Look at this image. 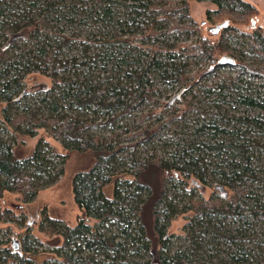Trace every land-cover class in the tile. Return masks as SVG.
<instances>
[{"label":"trees","instance_id":"obj_1","mask_svg":"<svg viewBox=\"0 0 264 264\" xmlns=\"http://www.w3.org/2000/svg\"><path fill=\"white\" fill-rule=\"evenodd\" d=\"M195 1H208L216 7L215 10L206 12L209 22L229 21V27L221 31L216 45L199 35L194 42L161 46V39L166 37H187L196 33L190 5L185 0L179 4L132 0V5H125L131 9L124 15L125 22L112 24V21H108L107 24L112 29L115 27V31L108 39L103 40L104 43L108 42L110 46H128L130 38L140 34L149 45V53L141 70L125 72V76L130 78L129 84L134 86L123 88L118 85L102 87L99 83L83 86L78 77L70 79L69 75L73 74L74 70L83 68L87 63L76 62L75 57L67 61L68 59L60 55L75 44L81 47L82 51L88 52L89 48L96 46L99 41L80 39L75 31L81 23L70 26L77 28H74L69 36L61 35L66 27L51 33L53 27L49 24L50 21L63 26H66V22H72L62 11L61 5L66 0H0V135L6 131L1 127L2 123L15 135V139L11 140H3L0 137V199L5 192H10L17 195L21 203H30L40 188L49 187L63 174L64 164L71 153H90L93 157L89 169L75 173L72 179L74 202L84 217L79 218L74 227L62 225L52 218H44L45 232L50 236L58 235L62 240L55 251L57 259L53 264H106L100 257L77 256L76 253H81L83 249L106 258H109L110 253L114 254L112 259L118 261L120 255L126 251L125 243L117 241L119 237L131 243H142L140 250L134 254L138 255L143 251L147 259L131 264H214L203 263L201 256L199 257V250H202L201 246L206 242V233H209L213 240L216 237L227 240L226 244L237 252L240 249L239 242L243 245V238L240 239L238 235L240 241H237L232 236L225 237L224 221L228 218L245 217L244 213L250 211L251 207L255 208L251 211V217L257 219L254 225L259 222L260 215L262 220L264 219V193L260 196L254 195L246 185L247 180L257 182L260 179L248 166V148L239 142V132L219 128L215 126V122L210 121L201 124L194 131V134L210 138L191 147L190 153L182 148L171 155H151L147 159L138 158L133 154L122 157L119 152L125 147L113 140V134L106 139L91 137L88 131L95 126L94 123L61 113L63 107L58 105L69 101L76 102L77 107L84 105L81 102L84 95L87 97L85 102L89 105L96 103L107 112H119L124 116L137 109L140 104L151 103V95L157 86L153 83V78L147 76L155 75L161 81L174 76L175 80L171 78L172 81L185 83L188 73L193 71L194 78L200 79L222 65L223 62L217 60L216 54L227 52L223 46L233 41L236 45L244 46L247 56L259 57L262 62L247 64L240 56L227 53L237 63L238 75L232 79L228 78L231 84H214L203 88L234 92L235 102L239 106L264 111V104L257 103L252 97H244L238 87L241 76L259 78L262 80L261 86H264V35L259 28H250V32L242 28L249 19L255 18L257 9L249 0ZM87 2L92 4L91 10L96 15H101L102 21L111 17L110 10L115 4L113 0ZM87 2L85 4H88ZM56 14H62L63 17L53 18ZM70 15L74 13L70 12ZM158 15L162 16V20L169 21L171 27L165 30L156 27L159 22ZM47 18H50V21H47ZM118 33H123V37H119ZM110 40L114 43L109 42ZM4 41H10L5 50L4 45H1ZM88 61L90 64L93 59ZM202 61L210 64L207 68H196L197 62ZM123 64V61L119 60V65ZM32 72L50 78L57 88L48 93H52V101L47 107L25 114L16 107V100L22 93L24 77ZM219 75L215 77H220ZM63 87L68 88L66 92L75 90V93H62L60 90ZM136 88H141L142 91L135 94ZM188 92L189 96L184 99L186 106L190 105L192 96L196 94L192 90ZM224 94L227 95L226 92ZM46 99L44 97L41 101ZM134 101L136 104L132 105ZM222 101L226 102V98L223 97ZM73 106L76 105L69 102V107ZM149 116L153 114L144 115L141 119ZM200 116L203 117V114ZM220 118L224 119V116ZM170 120L171 116L168 122ZM230 121L256 128L259 134H264V125L258 117L227 119L226 123ZM161 128L169 129L164 123L149 130L143 129L140 134L149 138ZM38 130H43L48 138L59 142L66 154L57 153L46 140H39L27 155L18 154L17 146L22 144L17 143V138H33ZM212 130L213 133H210ZM165 135L177 139L173 134ZM224 137H228L229 141ZM131 138L128 137L129 140ZM252 147L264 150V143L255 142ZM209 154H214L218 163L212 165ZM114 157L123 161L127 170L117 171L113 168ZM56 166H60V169H56ZM30 169L32 174L26 173ZM193 181L218 191L219 187L226 188L231 195L207 200H188L186 207L179 209L173 204V193L194 189L196 186L191 184ZM214 181L220 186H214ZM110 185L113 186V191L111 197H108L106 192ZM186 211L192 215L183 228L184 234L168 237L166 230L171 219ZM0 219L23 224V219L9 209L0 212ZM88 219L95 221L93 227L86 223ZM109 222L114 225L124 224L126 227L120 230L117 237L104 236L100 227ZM131 227L137 237H132L127 232ZM59 229L60 231H56ZM171 239L176 240L178 246L174 245ZM33 241L34 238L25 232L19 252H13L8 245L0 242V264H34L31 257ZM246 252L239 253V258L235 259L237 264L247 261L251 251Z\"/></svg>","mask_w":264,"mask_h":264},{"label":"rangeland","instance_id":"obj_2","mask_svg":"<svg viewBox=\"0 0 264 264\" xmlns=\"http://www.w3.org/2000/svg\"><path fill=\"white\" fill-rule=\"evenodd\" d=\"M114 5L111 8V17L106 21L101 20V15H96L91 10L92 4L87 0H66L61 6L62 11L67 18L71 19V23L66 22V26L63 24L54 23L50 21L49 24L53 27L50 30L51 33L56 32L57 29L66 27L64 30L65 36H69L70 32L74 28H71L73 24H80L79 28L75 31L80 39H92L99 41L96 46L89 48L88 52L82 51V48L75 44L71 49L65 50L60 57L71 61L75 57L76 62L87 63L83 68L74 70L73 74L69 75L70 79H76L78 77L79 83L83 86H87L88 83H99L102 87H109L118 85L120 87L134 86L130 83V78L125 76L126 70L140 71L141 67L145 63L146 55L149 53V45L145 42V39L141 38L140 34L134 35L130 38V44L128 46H110L108 42L104 43L103 40L108 39L115 31L107 24L108 21H112V24H116L118 21L125 22V13H129L131 9L125 7V5H132V0H113ZM163 4H179L184 0H153ZM190 5L191 16L193 17L195 24L194 28L196 33L189 36H169L161 39V46L179 45L181 43L194 42L200 35L207 38L212 44L216 45L219 34L210 33V29L223 23L224 21L216 20L209 22L206 19V12L215 10V6L208 1L196 2L195 0H185ZM257 9L255 18L249 19L247 24L242 26L244 31L250 32L251 29L259 28L264 35V0H249ZM88 4H85V3ZM13 4V3H12ZM75 6V8H73ZM73 12L74 15H70ZM63 17L62 14L53 15V18ZM52 19V18H51ZM159 22L156 27L162 30L171 27V23L167 20H162V16L158 15ZM254 21L252 25L251 21ZM123 24V23H122ZM127 29V28H125ZM119 37H123V33L117 34ZM88 36V37H87ZM109 42L114 43L113 40ZM5 49L10 45V42L4 41L1 44ZM223 48L227 51L225 53H217V60H224L222 65L214 69L211 74L205 75L200 79H195L193 71L188 73L185 83H179L175 80L174 76L169 77L165 81H161L156 78L155 75L150 74L147 77L153 78V83L157 86L155 91L151 95V103L140 104L137 109L132 110L124 116H121L119 112H107L100 108L96 103L89 105L86 96H82V103L84 105L78 106L76 102L69 101L73 106L69 107V102L58 105L62 106V112L69 117L77 120L90 121L94 123V127L91 128L88 133L91 137H99L106 139L112 134L113 140L119 142L125 149L119 152L122 157L135 155L138 158L147 159L151 155L159 156L161 154L171 155L174 152L184 148L187 152H191V147H195L200 141H207L208 137L205 135L194 134V131L201 124L215 122V126L224 128L228 131L239 132L241 135L239 142L244 143L248 152L246 155L249 157V167L253 170V173L258 179L257 182H246L249 191L254 195H262L264 193V150L252 147L255 142L264 143V134H259V130L246 125L237 124L234 121L226 123L227 119L234 120L237 118L252 119L258 117V120L264 125V111L256 109H250L243 106H239L235 102L236 94L232 92L224 91V89H211L205 90L204 86H211L214 84L224 85L231 84L228 78H235L238 75L239 67L237 63L232 60L227 54H234L240 56L244 63L250 64L253 62H262L259 57H249L244 51V46L236 45L233 41H229ZM240 52V53H239ZM242 52V54H241ZM90 58L93 59L89 64ZM119 60L123 61V65H119ZM230 61V62H229ZM210 63L207 61L197 62L196 68H207ZM143 69V68H142ZM220 74V77H215ZM73 77V78H72ZM172 78V80H171ZM217 80H216V79ZM241 82L238 83L239 90L244 97L255 99L259 104H264V86L262 87V80L256 77L241 76ZM128 82V84H127ZM81 87L83 90L84 87ZM52 83V80L46 76L39 74L38 72H32L24 77L23 89L20 97H17L16 107L18 110L25 114L31 112H37L42 107H47V104L52 101L50 98L52 95L48 94L53 89H56ZM186 89V90H185ZM68 88L63 87L60 91L62 93H75V90L66 92ZM192 90L196 94L192 96V100L189 106L184 104L185 98L189 96V92ZM141 88H136V93L141 92ZM184 91V92H183ZM227 93L224 94V93ZM181 94L179 100L175 101L172 106L167 104L178 94ZM47 98L44 102L41 100ZM226 98V102L223 103L222 98ZM136 101L132 102L135 105ZM0 107V122L2 119ZM169 111V113L167 112ZM153 114L149 118L141 119L142 116ZM203 114V117L200 115ZM169 116L172 120L168 122ZM220 116H224L221 119ZM110 121V122H109ZM166 123L169 129L161 128L154 136L145 138V135H141L140 132L145 129L160 126ZM1 127H4L6 131L0 135L3 140L15 139V135L11 129L5 127L2 123ZM264 129V127H263ZM213 133L212 131H209ZM165 134H173L177 139L166 137ZM128 137H132L130 140ZM210 138V137H209ZM217 139L219 136L216 137ZM226 141L229 138L224 137ZM39 140H46L52 148L59 154H66V151L57 141L48 138L43 130H38L33 138L21 136L17 138V143L22 146H17V153L20 155H27L36 145ZM188 147V148H187ZM212 165L218 163L214 154H209ZM226 157V156H225ZM57 160V159H54ZM58 162V161H57ZM93 163V157L90 153H71L64 164V172L57 180L49 185L47 188H40L35 198L30 203H21L18 196L14 193L5 192L0 199V212L9 209L14 215L20 216L23 219L22 223L14 221L0 219V242L11 249L12 240L15 239L18 243V248L21 250V239L25 232H28L33 238V246L31 251V257L34 260V264H53L57 255L56 249L61 245V238L58 235L50 236L45 232L44 218H52L57 222L62 223L68 227H74L77 224L79 218H83V214L77 208L73 194H72V179L75 173L84 172L89 169ZM211 167V166H210ZM113 168L117 171H125L127 168L124 166L123 161H119L116 157L113 158ZM56 169H60V166H56ZM28 174H32V171H26ZM121 178V177H120ZM118 181V183H120ZM202 187H195L188 192H175L173 193V204L178 206L179 209L185 208L188 200L198 201L207 200L209 198H219V196L228 195L230 191L228 189H218L207 187L201 183H198ZM220 186L214 181V186ZM122 189V188H119ZM113 186L110 185V189L106 192L108 197H111ZM255 209L251 207L250 211L244 213L243 218L226 219L224 221V236H232L237 241L242 239L243 245L239 242V251L235 252L226 243L227 240L216 237L214 240L209 233H206L205 243L201 246L202 250H199V257L205 262H213L214 264H234L235 259L239 258L241 251H251L247 258V261L241 264H264V219L259 216V222L254 225L257 219L251 217V211ZM260 213V212H259ZM127 214V212L125 213ZM192 213L186 211L184 214L174 216L169 222L166 234L168 237L180 236L184 234L183 228L187 225L189 217ZM262 220V221H260ZM29 223V226L27 224ZM88 225L93 227L95 221L88 219L86 221ZM244 223H247L245 225ZM252 225L254 229H252ZM27 227V228H26ZM126 225H114L112 222L106 223L100 227V232L104 236H119L120 230L125 228ZM134 227V226H133ZM133 227L127 231L132 237H137L134 233ZM248 227V228H247ZM248 229V230H246ZM56 231H60L56 230ZM204 231V230H203ZM201 231V232H203ZM198 232V231H195ZM205 232V231H204ZM222 232V231H221ZM221 235V233L219 232ZM238 235L240 239L238 238ZM176 244V240L171 239ZM117 241L124 242L126 251L120 255V260L115 261L112 259L114 254H109V258L105 256H99L96 253L83 249L81 253H76L77 256L87 257H100L106 264H131L132 262L139 260H146L147 256L141 251L138 255H135V251H139L142 243H131L129 240L122 237L117 238ZM206 244H209L208 246ZM200 247V248H201ZM175 248V246H174ZM247 253V252H246ZM143 258V259H142ZM201 260V261H202ZM241 262V261H240ZM235 264H237L235 262Z\"/></svg>","mask_w":264,"mask_h":264},{"label":"water","instance_id":"obj_3","mask_svg":"<svg viewBox=\"0 0 264 264\" xmlns=\"http://www.w3.org/2000/svg\"><path fill=\"white\" fill-rule=\"evenodd\" d=\"M251 23H252V25H254V21L252 20L251 21ZM229 27V21H224L223 23H221V24H219V25H217V26H215L214 28H212V29H210V33H212V34H218L219 32H221L222 30H224V29H226V28H228ZM10 42V41H9ZM186 90V89H185ZM184 92V91H183ZM181 94L182 93H180V94H178V95H176L168 104H167V106H172L174 103H175V101H177V100H179L180 99V97H181ZM191 184H194L196 187L197 186H199V187H202V186H200L197 182H191ZM223 188L222 187H219V190L221 191ZM27 226H29V223L27 224ZM27 228V227H26ZM11 250L13 251V252H19L20 250H19V248H18V243H17V241L15 240V239H13L12 240V247H11Z\"/></svg>","mask_w":264,"mask_h":264},{"label":"flooded vegetation","instance_id":"obj_4","mask_svg":"<svg viewBox=\"0 0 264 264\" xmlns=\"http://www.w3.org/2000/svg\"><path fill=\"white\" fill-rule=\"evenodd\" d=\"M219 33H220V32H219ZM219 33H218V34H219ZM222 62H224V60H223ZM229 62H230V61H229Z\"/></svg>","mask_w":264,"mask_h":264},{"label":"bare ground","instance_id":"obj_5","mask_svg":"<svg viewBox=\"0 0 264 264\" xmlns=\"http://www.w3.org/2000/svg\"><path fill=\"white\" fill-rule=\"evenodd\" d=\"M223 60H221V62H222Z\"/></svg>","mask_w":264,"mask_h":264}]
</instances>
